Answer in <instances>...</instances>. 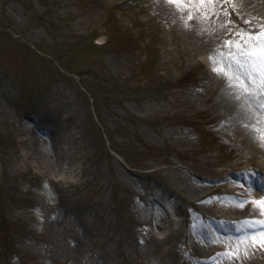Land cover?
I'll return each mask as SVG.
<instances>
[{"label": "rangeland", "instance_id": "rangeland-1", "mask_svg": "<svg viewBox=\"0 0 264 264\" xmlns=\"http://www.w3.org/2000/svg\"><path fill=\"white\" fill-rule=\"evenodd\" d=\"M215 6L189 38L159 0H0V264H264L223 255L259 213L229 187L264 178V120L209 59L264 5Z\"/></svg>", "mask_w": 264, "mask_h": 264}, {"label": "snow or ice", "instance_id": "snow-or-ice-1", "mask_svg": "<svg viewBox=\"0 0 264 264\" xmlns=\"http://www.w3.org/2000/svg\"><path fill=\"white\" fill-rule=\"evenodd\" d=\"M166 2L175 5L178 10H183L186 5L211 8L218 0H166ZM192 18L190 15L189 19ZM235 37V41L226 42L225 46L229 49L226 56L217 54L216 57H209L219 64L213 67V71L223 75L227 80L230 95L242 97L249 102L259 97L257 107L261 110V119L264 120V24H261L255 32L238 31ZM258 139L260 146L264 147V129L260 130ZM246 203H251L254 209L259 210L260 216L264 217V186L261 188L260 199L241 200L238 206L243 207ZM241 226L247 228L260 226V230L246 233L238 238L234 247L223 253L228 259H247L251 250L264 249V218L245 219L241 222Z\"/></svg>", "mask_w": 264, "mask_h": 264}, {"label": "bare ground", "instance_id": "bare-ground-1", "mask_svg": "<svg viewBox=\"0 0 264 264\" xmlns=\"http://www.w3.org/2000/svg\"><path fill=\"white\" fill-rule=\"evenodd\" d=\"M160 4H165L166 7H168V11L172 12L173 18L176 20V22L180 23L186 28V33L189 38H192L194 36H199V34H203L205 36H210L214 30L220 25L221 18H220V12L214 7H199L197 5H186L183 10H178V8L175 5L169 4L166 2V0H159ZM241 1V0H240ZM245 5H264V0H242ZM242 3V2H241ZM192 16V19H189V16ZM218 64V63H217ZM219 65V64H218ZM231 104V103H230ZM232 104H234L232 102ZM250 104V102H247V105ZM242 105L239 107V105L234 104L235 109L239 108L238 114H237V120L239 125H244L245 123H248L249 119H253V117L261 118V112L255 111L253 109V104H250V106ZM232 110H234L233 107L230 106ZM264 123V122H263ZM256 177H261V175L257 173H253ZM264 183V182H263ZM249 185H241L238 182H236L235 185H231L229 189L234 190L238 192V196L241 198H248L253 196H258L255 199L261 198V191L256 192L253 189H248ZM252 187V185L250 184ZM192 193L198 195L199 193H204L205 188L202 186V184H198L197 186H190L189 187ZM249 190H251L249 192ZM256 193L253 194V193ZM240 203L235 204L233 207L231 206L230 209L232 211H235L237 213L240 212L241 207L238 206ZM263 218V217H262ZM257 219V218H256ZM247 228V227H246ZM225 239L228 241L226 237L222 238L221 240ZM224 240V241H225ZM206 245H204V242L201 241L198 244V247L200 249H205ZM218 262L214 263L217 264ZM186 264V263H185ZM219 264H224V262H219Z\"/></svg>", "mask_w": 264, "mask_h": 264}]
</instances>
